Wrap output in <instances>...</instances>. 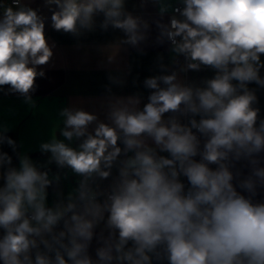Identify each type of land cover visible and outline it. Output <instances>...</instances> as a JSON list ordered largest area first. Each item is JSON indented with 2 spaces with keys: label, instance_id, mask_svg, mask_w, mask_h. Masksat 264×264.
Returning <instances> with one entry per match:
<instances>
[{
  "label": "clouds",
  "instance_id": "obj_1",
  "mask_svg": "<svg viewBox=\"0 0 264 264\" xmlns=\"http://www.w3.org/2000/svg\"><path fill=\"white\" fill-rule=\"evenodd\" d=\"M152 2L161 18L172 13L167 23L154 21L155 42L169 44L171 59L158 57L159 74L143 80L147 102L141 107L139 93L112 94L111 86L125 81L109 73L105 119L63 107V139L54 132L39 144L50 154L47 165L79 178L66 196L57 193L48 205L59 173L19 152L9 126L0 124V146L18 160L0 147L2 264H264V202L253 201L264 188V119L249 87L264 88V0ZM45 7L51 27L77 40L97 27L119 33L108 64L123 46L142 52L148 40L149 21L126 0H45ZM0 9V91L7 86L34 107L36 79L45 76L38 66L54 55L47 17L22 0ZM202 68L214 76L201 85L182 79ZM241 160L251 171L238 179L233 169Z\"/></svg>",
  "mask_w": 264,
  "mask_h": 264
},
{
  "label": "crops",
  "instance_id": "obj_2",
  "mask_svg": "<svg viewBox=\"0 0 264 264\" xmlns=\"http://www.w3.org/2000/svg\"><path fill=\"white\" fill-rule=\"evenodd\" d=\"M22 2L37 10L38 14L47 17L45 35L49 43L54 45V55L48 65L38 66V70H43L45 76L36 79L37 89L32 93L34 107L26 104L24 98L18 93L8 92L7 86L4 91H0V124L9 126L10 131L7 135L17 142L19 152L27 153L40 165H46L50 175L59 173L61 177L59 184L54 183L48 189V205L52 206L61 198L57 193L66 196L77 186L79 179L68 169H58L55 164L47 165L46 161L50 154H41L39 151L40 142L48 140L54 132L59 139H63L59 133V128L63 126L62 118L58 115L60 109L75 105L96 112L100 119L104 120L105 110L102 103L109 95L106 91V86L109 85V73L119 75L125 81L121 86L112 85V94L129 96L139 93L142 97V107L143 103L147 102L150 91L143 87V80L148 76L159 74L158 57L163 56L165 64H168L171 59L169 44L155 42L159 30L154 21L162 19V22L167 23L172 13L169 12L161 18L158 7L152 0H148L143 8L140 6L141 0H126L129 11L149 21L148 40L141 45L142 52L130 46H123L115 62L108 64L105 58L107 55L116 54V49L111 42L119 33L112 29L104 32L97 27L95 32L88 33L77 40L70 34L58 32L51 27L52 13L45 7V0H22ZM0 3L11 4L9 0H0ZM171 3L174 7L180 5L179 0H171ZM261 59L264 60V56ZM214 74L212 69L202 68L200 71L189 70L181 76L187 83L201 85L202 80L212 78ZM261 74L264 75V69L261 70ZM249 87L256 89L258 96L256 107L260 109V118L264 119V88H259L255 84ZM168 115L165 114L166 117ZM78 143L79 141H74L73 146H77ZM0 147L12 156L13 163L18 165L13 150L7 145ZM233 170L239 173L238 179L245 178L251 171L245 160L236 162ZM113 175H115V169ZM2 183L3 181L0 180V184ZM100 183L102 186H107L110 180ZM237 190L243 195H249L239 187ZM253 201L264 202V188H257ZM99 231L100 229H97V232ZM99 246V242L94 238L89 249L93 257H95V249Z\"/></svg>",
  "mask_w": 264,
  "mask_h": 264
},
{
  "label": "built area",
  "instance_id": "obj_3",
  "mask_svg": "<svg viewBox=\"0 0 264 264\" xmlns=\"http://www.w3.org/2000/svg\"><path fill=\"white\" fill-rule=\"evenodd\" d=\"M9 1H10V3H12V0H9ZM177 6H181V5H176V7ZM179 61L182 63L183 62V57H180ZM184 182L187 183L186 178H184ZM154 264H155V262H154Z\"/></svg>",
  "mask_w": 264,
  "mask_h": 264
},
{
  "label": "trees",
  "instance_id": "obj_4",
  "mask_svg": "<svg viewBox=\"0 0 264 264\" xmlns=\"http://www.w3.org/2000/svg\"><path fill=\"white\" fill-rule=\"evenodd\" d=\"M164 264H166V261L164 262Z\"/></svg>",
  "mask_w": 264,
  "mask_h": 264
}]
</instances>
